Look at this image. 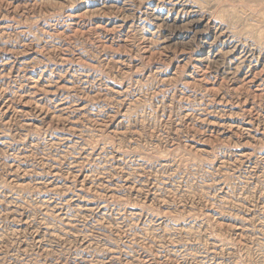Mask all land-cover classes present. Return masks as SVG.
<instances>
[{"label": "rangeland", "instance_id": "374dc122", "mask_svg": "<svg viewBox=\"0 0 264 264\" xmlns=\"http://www.w3.org/2000/svg\"><path fill=\"white\" fill-rule=\"evenodd\" d=\"M180 263L264 264V0H0V264Z\"/></svg>", "mask_w": 264, "mask_h": 264}, {"label": "bare ground", "instance_id": "6f19581e", "mask_svg": "<svg viewBox=\"0 0 264 264\" xmlns=\"http://www.w3.org/2000/svg\"><path fill=\"white\" fill-rule=\"evenodd\" d=\"M155 15V14H154ZM155 17V16H154ZM156 22V21H155ZM201 31V30H200ZM57 32V31H56ZM40 86V85H39ZM61 86V85H60ZM47 91V90H46ZM62 106H63V104H62ZM65 106V105H64ZM181 264V263H180Z\"/></svg>", "mask_w": 264, "mask_h": 264}]
</instances>
